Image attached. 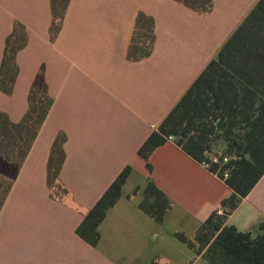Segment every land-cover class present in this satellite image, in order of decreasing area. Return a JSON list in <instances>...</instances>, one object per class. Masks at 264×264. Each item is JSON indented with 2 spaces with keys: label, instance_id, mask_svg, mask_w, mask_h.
I'll return each instance as SVG.
<instances>
[{
  "label": "crops",
  "instance_id": "1",
  "mask_svg": "<svg viewBox=\"0 0 264 264\" xmlns=\"http://www.w3.org/2000/svg\"><path fill=\"white\" fill-rule=\"evenodd\" d=\"M258 2L0 0V68L15 25L27 34L0 114L21 123L34 87L53 101L22 165L0 154V264L204 262L175 235L195 237L232 191L174 141L151 155V174L138 151ZM59 136L65 160L50 182ZM128 166L92 247L77 229ZM149 177L173 204L163 224L139 208ZM263 221L264 176L226 224L256 236Z\"/></svg>",
  "mask_w": 264,
  "mask_h": 264
},
{
  "label": "trees",
  "instance_id": "2",
  "mask_svg": "<svg viewBox=\"0 0 264 264\" xmlns=\"http://www.w3.org/2000/svg\"><path fill=\"white\" fill-rule=\"evenodd\" d=\"M26 43L25 28L16 24L7 39L0 68V89L6 94L12 92L18 72L16 55ZM52 104L44 91L34 87L29 95L28 112L21 123L11 125L0 114V154L3 157L17 167L22 165ZM169 137L175 138L177 146L197 163L206 165L232 191L221 202L222 215L213 212L195 237L177 233L176 238L205 264H264V221L259 224L256 236L226 224L228 217L264 176V0H259L216 59L208 64L138 151L150 174L153 171L149 163L151 155L166 145ZM213 139L225 147L218 162L210 156ZM65 141V136H59L53 146L50 182L61 171ZM226 156L229 160L224 163ZM226 169L230 171L227 179L223 175ZM131 172L130 166L122 171L78 227L77 234L92 247L99 244V226L121 198ZM172 207L171 200L149 177L139 208L156 223L163 224ZM150 264L159 263L153 260Z\"/></svg>",
  "mask_w": 264,
  "mask_h": 264
},
{
  "label": "rangeland",
  "instance_id": "3",
  "mask_svg": "<svg viewBox=\"0 0 264 264\" xmlns=\"http://www.w3.org/2000/svg\"><path fill=\"white\" fill-rule=\"evenodd\" d=\"M174 142H175V138H174ZM211 149H212V153H210L212 160L214 159H218L220 156H222L225 152V147L222 145V143L217 142L213 139V141L211 142ZM226 158L229 159V156H226ZM199 264H204V262H200Z\"/></svg>",
  "mask_w": 264,
  "mask_h": 264
},
{
  "label": "built area",
  "instance_id": "4",
  "mask_svg": "<svg viewBox=\"0 0 264 264\" xmlns=\"http://www.w3.org/2000/svg\"><path fill=\"white\" fill-rule=\"evenodd\" d=\"M168 140L169 141H174V138L173 137H169ZM228 160H229L228 158H224V163L228 162ZM214 162H218V159H214ZM229 172L230 171L228 169L223 171V175H224L225 179H227L229 177ZM218 214L222 215L223 214L222 210H219Z\"/></svg>",
  "mask_w": 264,
  "mask_h": 264
}]
</instances>
